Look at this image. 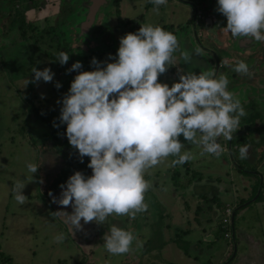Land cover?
<instances>
[{"label": "rangeland", "instance_id": "374dc122", "mask_svg": "<svg viewBox=\"0 0 264 264\" xmlns=\"http://www.w3.org/2000/svg\"><path fill=\"white\" fill-rule=\"evenodd\" d=\"M2 1L0 0V9L5 10ZM18 2L20 12L33 25L40 28L38 31L43 28H52L50 36L60 40V49L56 48L57 40L53 43L55 47L48 49L49 38L46 36L40 46H36L37 38L31 36L30 32H27L24 38L21 37L16 28L17 25L13 32H10L9 26L15 22V19H8L6 15L7 18L0 16V264L7 259H10V263L6 262L7 264H86L91 254L93 259L99 256L97 259L99 264H115V259L120 255L109 254L104 248L103 240L104 235L109 234L111 226L115 225L132 232L137 237V241H134L129 254L141 256L145 254L153 241L156 242L155 231L159 224L157 219L166 224L165 213L167 215L171 209L175 211L173 215L178 221L182 216L186 217L187 212L181 211L183 206H186L184 201H190L193 198L185 194L183 189L182 179L186 177L184 174L186 172L184 168H180L182 165L170 166L173 157L150 169L149 174L145 175V179L152 185L145 194L147 213L143 212L144 215L136 216L135 223L133 219L128 222L125 219L120 222L118 219L115 221L117 217L115 215L109 216L104 224L99 225L95 222L84 224L81 221L83 229H75L72 232L74 237L71 238V232L64 224L65 217L62 213L57 216L54 212L71 213L72 208H63L52 203V197L49 196V192L47 193L54 180L60 177L62 168L59 165L61 156L54 155L53 151L49 153L48 143L51 139L49 125L51 127H54V123L59 126L64 125L59 122L62 103L57 101H62L63 96L68 93L70 84L77 74L76 71L68 73L67 70L77 61L90 64V60L87 61L86 58L95 51H99L102 62H114L120 38L127 33L137 32L141 24L160 26L178 38L179 50L174 53L175 66L159 76V82L167 83L171 87L173 83L179 82L180 74L194 72L198 75L203 71L216 70V61H219L216 76H227L228 90L240 99L247 113L240 119L239 130H248L252 132L251 138L257 136L264 141V42L261 44L262 49L258 50L257 42L254 41L253 45L250 44L253 49L249 50L252 54L245 55L236 53L240 51L239 47L242 46L239 44L240 41H244V38H239L237 42L236 39L232 41L229 37L224 38L218 33L220 52L216 51V41L201 38L203 31L201 24L202 27L204 25L208 27L207 23H209L208 31H210L207 34L210 38L217 37L216 31L219 25L223 24V27H226V17L216 10L217 0H168L167 5L160 6L159 15L153 12L154 5L149 0H121L118 7L114 5V0H18ZM93 2L98 5L93 24L88 30L83 31L82 27L88 21V12ZM8 3L9 6L12 5L11 0H7V6ZM194 5L199 14L207 13L203 15L205 16L204 24L199 18L193 23ZM28 7L31 8L27 10ZM4 13L6 14V11ZM133 20H135L134 23L126 22ZM199 21L202 23L200 24ZM97 29L101 32H95ZM197 35L198 38H196ZM227 38L231 41V46H226ZM65 47L68 48L69 60L67 64L58 67L56 53L64 51ZM197 48L201 49L199 55L195 54ZM44 51L50 54V58L44 54ZM180 51H188L191 54L190 63L183 61ZM30 58L33 64L38 65L36 67L38 70L48 68L51 63L49 68L55 74L52 82L41 80L38 83L27 84L28 80L33 79V74L30 69H27L29 65H33ZM93 58L97 60L96 56ZM238 61H244L249 66L252 72L251 78L233 71ZM57 82L62 85L59 89L55 87ZM36 109L41 117L35 114ZM41 118H45L44 121ZM241 138L239 133H234L232 139H236L235 143H242ZM180 140L185 143L182 151H188L194 157L188 161L189 167L192 166L189 174L198 172V179L200 177L209 182L210 192L215 190L213 192L217 193V189L212 188V183L219 185L220 190L216 194L217 201L214 205H230L236 211L233 227L237 237L234 238L235 243L232 242V245L240 243L239 231L245 228L249 238L259 243L264 242V231L259 226V223L262 224V216L264 217L261 210L264 208L262 205L264 204V167L256 163L234 164L230 160L229 153H222L219 158L208 154L201 156L199 155L202 151L200 147L184 141L183 136ZM230 141L228 140L227 143L230 144ZM29 163L39 166L32 182L29 177L33 174L27 169ZM254 170L259 171L260 174H256ZM239 174L246 176L248 185L245 186L240 182ZM190 177L187 175V180ZM18 181L26 185L23 194L27 199L23 205L15 201L12 191ZM199 188L202 186H198ZM251 190L254 194L249 200L251 203L243 207L240 205L238 209H235L242 199L243 191L249 193ZM61 191L62 189L51 192L59 198ZM258 194L259 199L256 202L253 201ZM209 204L210 201L205 197L202 205L199 206L197 219L200 223L207 217ZM190 207V210L194 211V207ZM215 210L219 215L218 219L221 220L219 209ZM213 216L211 213L210 217L214 221ZM144 219L149 223L148 226L153 228L152 238L146 230L143 232ZM202 224L210 226L208 222ZM188 225L189 228L193 225L191 216ZM95 228L99 232L95 231ZM213 232L218 233V229L213 228ZM199 233L198 230H192L193 235L188 238L193 239ZM60 234L65 237L63 242H54V238ZM213 235L217 238L221 236ZM148 238L150 240L145 241ZM222 240L225 241L223 237ZM220 242L225 249L223 241ZM144 244L145 251H143ZM100 245L103 246L98 250L97 246ZM238 251L242 253L244 249L239 246Z\"/></svg>", "mask_w": 264, "mask_h": 264}, {"label": "clouds", "instance_id": "9594fccd", "mask_svg": "<svg viewBox=\"0 0 264 264\" xmlns=\"http://www.w3.org/2000/svg\"><path fill=\"white\" fill-rule=\"evenodd\" d=\"M153 12L159 15L160 6L168 0H149ZM227 24L224 28L233 38L264 42V0H217V9ZM179 50L178 38L160 26L141 24L135 33L120 38L114 62L93 58L95 70L80 71V61L72 64L68 73L76 71L68 93L62 98L59 122L66 124L69 144L78 151L80 162L89 157L92 174L76 171L66 184L60 185L59 198L50 191L51 202L71 207L72 212L56 211L65 223L82 230L84 224H104L109 216L135 219L146 212L145 194L151 189L145 179L149 170L173 157L170 166L183 165L194 157L182 151L185 143L202 149L205 154L219 158L224 148L218 143L223 137L231 140L239 130L240 119L247 115L240 99L228 90L227 76H216L215 70L182 73L179 82L169 87L159 82V76L175 66L174 53ZM197 48L195 54L199 55ZM185 63L192 56L180 51ZM111 59V54H110ZM69 54L60 52L57 61L67 64ZM223 66V64H222ZM233 71L252 77L249 66L238 61ZM28 83L52 82L50 68L31 70ZM62 85L57 82L55 87ZM43 98V96H42ZM54 127L59 125L55 124ZM240 159L248 158V146L239 148ZM39 166L27 164L33 175ZM25 184L18 181L13 187L15 201L23 205ZM234 214V213H233ZM233 227V224H232ZM64 235L54 238L62 243ZM105 250L114 256L132 250L137 237L115 225L103 237Z\"/></svg>", "mask_w": 264, "mask_h": 264}, {"label": "crops", "instance_id": "0c3cea01", "mask_svg": "<svg viewBox=\"0 0 264 264\" xmlns=\"http://www.w3.org/2000/svg\"><path fill=\"white\" fill-rule=\"evenodd\" d=\"M202 23V22H201ZM202 26V25H201ZM209 27V25H208ZM202 29V28H201ZM205 35L203 34V31L201 32V38H204ZM198 38V35L196 36ZM216 39H218V34ZM207 46V45H206ZM212 69V68H211ZM239 133L241 135V139H244V142L242 144L235 143L236 139H232L229 143H227L228 140L219 139L218 143L221 144V146L224 148L223 153H229L230 154V160L234 162V164H245V165H251L256 163L257 165H261L264 167V141L262 139H259L257 136L255 138H251L252 132H249L248 130H239L236 132V134ZM258 133V132H255ZM243 145L248 146V158L247 159H240L239 156V148ZM230 146V148H229ZM228 149V151H227ZM187 166V168H186ZM189 163L183 164L182 167L184 168L186 177H182V186L185 190V194H189L193 198V200H185L184 203L186 206H183L182 212H187L186 217L182 216L180 218V221L175 219V216L173 215V210H169V213L166 216L167 223H162L160 219H157L158 221V228L155 231L156 237L154 238L156 242L153 240V244L150 245L149 249L145 252V254H142L141 256L133 255V254H124L120 255L115 259V264H264V242L260 241L257 242V240L249 238L247 236V229H242L239 231V240L240 243L235 244V255L232 258L234 245L232 243H229L227 240L218 239L216 235L213 234H220V231L213 232V228L216 230L218 229L219 221L218 219L219 215L215 209H219V214L222 216V207L223 205L215 204V201H217V195L219 193V185L216 183H212V188L214 187L217 189V193L210 192V184L209 182H206V180L199 177L197 178L198 172L189 174V170H191V167H189ZM223 166V165H222ZM256 174H260L259 171H256ZM246 174V173H242ZM187 175L191 176L190 179L187 180ZM240 178V182L244 184L245 186L248 185V182L245 180L246 176L238 175ZM198 186H202V188L198 189ZM246 189V188H245ZM261 191V190H260ZM252 192V190L250 191ZM243 191V196L240 202L249 201L253 196V192L250 194ZM176 194V193H174ZM260 194V192H259ZM254 195V194H253ZM202 198H199L201 197ZM204 196V197H203ZM252 196V197H251ZM259 196V195H258ZM207 197V199L210 201V207L207 211V217L205 218V221L199 222L197 219V212L199 210V206L202 205V201L204 198ZM260 197V196H259ZM255 200V202L259 199ZM239 202V203H240ZM189 203L191 205H189ZM264 205V204H262ZM190 206L194 207V211L190 210ZM217 207V208H216ZM264 214V208H261ZM70 211V210H68ZM180 211V210H179ZM147 212H144V214ZM190 213V215H189ZM212 213L215 224L213 225V219L210 217V214ZM143 213H140V215H137V217H140L141 215H144ZM236 211L234 213L235 217ZM194 215V216H193ZM190 216L193 220V225L189 228L187 225L190 222ZM124 216H117L115 217V221L120 222L122 219H125L126 222L130 221L129 217ZM114 218V217H111ZM221 218V217H220ZM262 224L259 223L260 229L264 231V217L262 216ZM64 221V220H63ZM134 223L137 222V218L133 219ZM187 221V222H186ZM204 222L209 223V227L204 226ZM234 222V220H233ZM133 224V222H131ZM188 223V224H187ZM66 224V229L71 232V238L74 235L72 234L75 229L72 231V226L70 224ZM149 223L144 219L143 220V232L146 230L149 234V237L152 238V227L148 226ZM186 225V226H185ZM160 226V227H159ZM189 226V225H188ZM189 228V229H188ZM95 231H98L96 228ZM192 230H198L200 233L196 236H194L193 239H189L188 237H191L193 234H191ZM94 231V233H95ZM212 231V232H211ZM99 232V231H98ZM142 235V233H141ZM233 235L236 239V233L235 229L233 227ZM150 238L145 239V241H149ZM74 240V239H72ZM75 241V240H74ZM144 241V242H145ZM223 241L224 245L220 242ZM96 242V239H95ZM235 243V241H234ZM86 244V243H85ZM97 245V244H94ZM82 246V245H81ZM90 246V245H89ZM88 246V247H89ZM103 245L97 246L98 250ZM242 247L244 251L240 253L238 251V248ZM262 247L260 249V247ZM84 247V246H82ZM87 247V249H88ZM156 249V251H153ZM84 250V248H83ZM145 251V244H144V250ZM153 251V252H152ZM133 252V251H132ZM152 252V253H151ZM92 255V254H91ZM91 255L89 256L88 260L85 262L86 264H96L99 259V256L97 258H92ZM101 258V257H100ZM96 259V260H95ZM232 259V260H231ZM114 262V261H113ZM105 263V262H103Z\"/></svg>", "mask_w": 264, "mask_h": 264}, {"label": "trees", "instance_id": "16d2710c", "mask_svg": "<svg viewBox=\"0 0 264 264\" xmlns=\"http://www.w3.org/2000/svg\"><path fill=\"white\" fill-rule=\"evenodd\" d=\"M1 3L5 7V10L0 9V11H1L0 12V16H4L5 17V15H6L8 17V19H11V18L15 19V22L10 25L11 28L9 26V31L10 32H13V30L15 29V27L17 25L16 28L18 29L21 37L24 38L26 36L27 32H30L31 36H33L34 38L35 37L37 38V40H36L37 45L36 46H40V43H42V40L45 39L44 36H46L47 38H49L48 46H47L48 49H50V47H55V45H56L57 50L60 49V40L58 38L50 36L52 28H50V27L49 28H43L42 30L38 31L40 28H38V26L33 25L32 22L27 20L25 15L20 12L21 11L20 5H19L20 3L18 2V0H11V3H12L11 6H9V3H8V6H7V0H3ZM120 3H121V0H114V5L115 6L118 7L120 5ZM30 8L31 7H28L27 10L30 9ZM5 11H6V14L4 13ZM7 17H5V18H7ZM126 22L130 24V23H134L135 20L126 21ZM98 31H100V30L97 29L95 32L99 33ZM55 41H56V44L53 45V43ZM64 49L65 50L63 52H67L68 51V48L65 47ZM44 54L47 57L50 58V54H48L47 51L46 52L44 51ZM58 54L59 53L57 52L56 53L57 57H58ZM94 56L97 57L98 61L102 62L101 61L102 59L100 57L99 51H95L93 53H90L87 56V58H86L87 61L90 60V64H86L85 61H84V63L82 64L83 67L80 69V71H92V70H95L94 66L91 64V61H92ZM30 62H31V64H33L32 61H31V58H30ZM50 62H54V61H50ZM56 63L58 64V67L59 66H61V67L63 66L57 60H56ZM30 67L31 68L38 67V65L37 64L29 65V68H27V69L28 70L30 69V71H31L32 69ZM49 67H51V63L49 65ZM171 67L169 68V70L171 69ZM26 105H28V104H26ZM36 112L37 113H35V112L34 113L38 117H41L40 116V112L37 109H36ZM44 119L45 118H41V120H43V121H44ZM49 127H50V130H51V132H50L51 139L49 140L50 143H48L49 144L48 145V151H49V153H51L53 151L55 153L54 155H56V156L60 155L61 156L59 158L61 160V163L59 165H60V168L61 167L62 168H61L60 173H59L60 177L56 178L54 180V182L48 188L47 193L50 192V191H53V190H61L60 185L66 184V181L68 180V178L71 175H73L76 171L82 172L85 176H90L92 174L91 169L88 168V166H87L88 163L90 162V158L89 157H84L83 158V163H81L78 151L76 149H74L69 144L68 139H67V137L65 135V133H66V124H64L62 126H59V127H51V125H49ZM244 127H246V126H244ZM240 141L243 143L244 139H240ZM242 143H239V144H242ZM244 203H245V201L240 202L236 206L235 209H238V207L240 205H244ZM223 208H224V206L222 207V209ZM234 213H235V211H234ZM6 262L10 263V259H7V261L3 260L2 264H7Z\"/></svg>", "mask_w": 264, "mask_h": 264}, {"label": "flooded vegetation", "instance_id": "af4514ba", "mask_svg": "<svg viewBox=\"0 0 264 264\" xmlns=\"http://www.w3.org/2000/svg\"><path fill=\"white\" fill-rule=\"evenodd\" d=\"M194 18H195V21H197L198 20V18L203 22V24H204V19H205V16H203V15H206L205 13L204 14H201V12H200V14H199V12L197 11V7L194 5ZM203 16V17H202ZM217 17V16H216ZM199 23L201 24V22L199 21ZM202 25V24H201ZM207 25H209V23H207ZM219 28L217 29V34L219 33V35L220 36H223V31L225 30L224 29V27H223V24H222V26L221 25H219L218 26ZM201 28L203 29V34L205 35V37H207V33L205 32L206 30H208L209 28L208 27H206L205 25L202 27L201 26ZM222 28V29H221ZM225 33V36L226 37H229L231 34L230 33H228V32H224ZM209 36V35H208ZM219 40V38L217 39V41ZM227 42H226V45L227 46H231V41H229V39L227 38ZM236 41L237 42H239V38H236ZM253 42H254V40H248V39H245L244 38V41H240V44H239V46L241 45L242 47H239V49H240V51H236V53H238V54H245V55H251L252 53L249 51L250 49H253V47L252 46H250V44H252L253 45ZM261 44H263V42H257V46L256 47H258L257 49L258 50H261L262 49V46H261ZM229 50H231V47H229Z\"/></svg>", "mask_w": 264, "mask_h": 264}, {"label": "water", "instance_id": "95a60500", "mask_svg": "<svg viewBox=\"0 0 264 264\" xmlns=\"http://www.w3.org/2000/svg\"><path fill=\"white\" fill-rule=\"evenodd\" d=\"M97 9H98V5H97V3L96 2H93V4H92V7L89 9V12H88V21H87V23L86 24H84L83 25V27H82V29H83V31H86V30H88V28L91 26V24H93V20H94V14H95V12L97 11ZM195 22V19H194V21H193V23ZM222 29V28H221ZM210 31V30H209ZM208 30H206L205 32L207 33V32H209ZM224 32H226L225 30L223 31V37L224 38H226V36H225V33ZM229 38L232 40V41H234L236 38H233L231 35L229 36ZM205 39L207 40V39H211V40H214V41H216L217 42V47H216V51H219V49H218V46H220V44L218 43V41H217V39L216 38H210L208 35H207V37H205ZM225 40H227V39H225ZM228 41V40H227ZM230 41V40H229ZM223 46V45H222ZM227 46V45H226ZM220 52V51H219ZM216 58H217V56H216ZM219 61H216V70H215V72H217L218 71V68H219ZM261 180V179H260ZM260 191V190H259ZM259 195V194H258ZM258 195L255 197V198H253V201H255L256 199H257V197H258ZM251 203V201H248V202H246L244 205H242V207L243 206H248L249 204ZM233 220H234V214H233V216H232V218H231V221H232V224H233ZM232 242L234 243V235L232 236ZM234 250H233V254H232V258H233V256L235 255V244H234ZM232 260V259H231Z\"/></svg>", "mask_w": 264, "mask_h": 264}, {"label": "built area", "instance_id": "2783aa9c", "mask_svg": "<svg viewBox=\"0 0 264 264\" xmlns=\"http://www.w3.org/2000/svg\"><path fill=\"white\" fill-rule=\"evenodd\" d=\"M233 213V207L230 205H225L222 209V218L218 225V230L220 231L221 236L229 243H232L233 236V227L231 221Z\"/></svg>", "mask_w": 264, "mask_h": 264}]
</instances>
